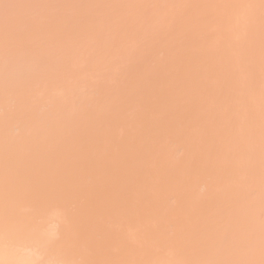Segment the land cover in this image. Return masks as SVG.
Returning <instances> with one entry per match:
<instances>
[{"label": "bare ground", "instance_id": "6f19581e", "mask_svg": "<svg viewBox=\"0 0 264 264\" xmlns=\"http://www.w3.org/2000/svg\"><path fill=\"white\" fill-rule=\"evenodd\" d=\"M0 264H264V0H0Z\"/></svg>", "mask_w": 264, "mask_h": 264}]
</instances>
